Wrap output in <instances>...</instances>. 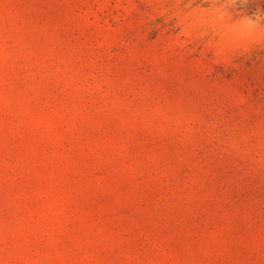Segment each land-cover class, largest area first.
I'll return each instance as SVG.
<instances>
[{"label": "rangeland", "instance_id": "374dc122", "mask_svg": "<svg viewBox=\"0 0 264 264\" xmlns=\"http://www.w3.org/2000/svg\"><path fill=\"white\" fill-rule=\"evenodd\" d=\"M224 3L0 0V264H264V18Z\"/></svg>", "mask_w": 264, "mask_h": 264}, {"label": "clouds", "instance_id": "9594fccd", "mask_svg": "<svg viewBox=\"0 0 264 264\" xmlns=\"http://www.w3.org/2000/svg\"><path fill=\"white\" fill-rule=\"evenodd\" d=\"M234 2L235 0H226V3L213 8L207 13L208 22L211 27L217 29L221 39L235 41L251 38L255 35L259 20L264 18V15L256 14V19L245 15L231 24L226 23V19H231V14L227 11V8Z\"/></svg>", "mask_w": 264, "mask_h": 264}]
</instances>
